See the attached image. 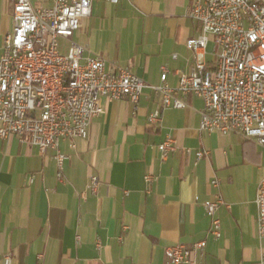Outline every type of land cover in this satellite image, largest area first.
Wrapping results in <instances>:
<instances>
[{"label": "crops", "instance_id": "1", "mask_svg": "<svg viewBox=\"0 0 264 264\" xmlns=\"http://www.w3.org/2000/svg\"><path fill=\"white\" fill-rule=\"evenodd\" d=\"M191 4L96 0L60 50L80 45L84 59L101 56L107 70L127 68L150 86L162 85L165 67L166 84L175 88L179 75L193 68L187 41L202 33L189 17ZM13 24L12 1L0 0V54ZM214 48L210 37L208 64ZM183 100L185 108L163 109L162 123L151 125L150 114L161 107L151 88L137 103L103 97L106 111L92 119L88 137L60 143L67 156L62 180L54 150L41 154L16 136L0 138V264H170L167 247L201 240L207 246L196 264H259L256 197L264 148L237 132H201L203 100ZM169 136L177 149L163 159L158 145ZM201 150L209 154L197 159ZM92 177L100 181L96 193L89 189ZM218 193L225 204L217 212L222 236L216 239L204 203Z\"/></svg>", "mask_w": 264, "mask_h": 264}, {"label": "built area", "instance_id": "2", "mask_svg": "<svg viewBox=\"0 0 264 264\" xmlns=\"http://www.w3.org/2000/svg\"><path fill=\"white\" fill-rule=\"evenodd\" d=\"M11 1L13 29L5 36L0 54V138L6 141L16 136L41 154L54 150L59 180L67 159L59 149L61 141L88 137L92 119L106 111L103 97L137 103L145 88L161 95V107L149 116L151 125L162 123L163 109L185 108L183 98L194 96L204 102L201 132H237L264 148V0H191L189 17L201 25L202 33L187 41L193 68L179 75L175 88L166 84L165 67L162 85L150 86L127 68L107 70L101 56L84 59L85 49L75 43L66 54L61 52L60 40L71 39L81 29L96 0H51V6ZM210 37L217 54L208 64ZM176 149L170 136L158 145L163 159ZM208 154L198 151L197 159ZM151 179L146 176L147 182ZM211 184L216 189L220 186L218 179ZM99 186V179L92 177L90 191L96 193ZM224 204L219 193L214 201L204 203L212 219L209 234L216 239L222 236L217 212ZM256 206L259 264H264V178ZM206 246V240L176 244L167 247L164 255L170 264H196L195 256Z\"/></svg>", "mask_w": 264, "mask_h": 264}, {"label": "rangeland", "instance_id": "3", "mask_svg": "<svg viewBox=\"0 0 264 264\" xmlns=\"http://www.w3.org/2000/svg\"><path fill=\"white\" fill-rule=\"evenodd\" d=\"M40 6V5H39ZM62 40V39H61ZM61 40H60V45H63L62 44V42H61ZM66 45V44H65ZM61 48H62V46H61ZM63 54H64V52H62ZM217 54V48H214V50L212 51V58L215 60L216 59V57H215V55Z\"/></svg>", "mask_w": 264, "mask_h": 264}]
</instances>
